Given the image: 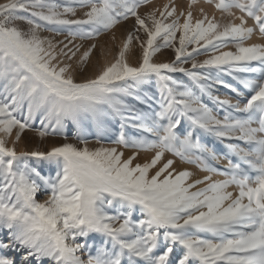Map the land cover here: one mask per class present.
<instances>
[{"label": "snow or ice", "instance_id": "snow-or-ice-1", "mask_svg": "<svg viewBox=\"0 0 264 264\" xmlns=\"http://www.w3.org/2000/svg\"><path fill=\"white\" fill-rule=\"evenodd\" d=\"M149 3L0 4V264H264V0Z\"/></svg>", "mask_w": 264, "mask_h": 264}, {"label": "rangeland", "instance_id": "rangeland-1", "mask_svg": "<svg viewBox=\"0 0 264 264\" xmlns=\"http://www.w3.org/2000/svg\"><path fill=\"white\" fill-rule=\"evenodd\" d=\"M168 1V2H167ZM199 1H203L204 0H199ZM8 0H0V4H3V3H7ZM169 4L170 3V0H151V3L145 5L143 8L140 9L141 11V14H144L145 12H148L150 10H154L156 8H160L161 10L163 9V6L166 5V4ZM181 5H183V8H179V10H184V8L186 9L187 8V5H188V0H182L181 1ZM208 5V4H207ZM200 9H203L205 12L209 13V15H215L217 16L219 19L221 17V13L217 11V13H219L217 15V13H213L211 12V9L210 8H200ZM200 9H194V15H197L199 16L200 15ZM82 13H78V15H81ZM252 25H253V22L251 20H249ZM134 23L133 20H129L127 21L126 23H124L123 25H121L120 27H118L116 30H115V36H116V40L115 41H112L111 40V35L112 33H109V34H106L105 36L101 37L100 40L98 41V45L100 46H103L104 48V55L101 56V50H100V47H98L96 53L92 56L91 60H92V64L95 65L97 64V62H99V64L102 66L109 58H112L114 60V57L120 47V44H121V40L124 38V35L126 34V32L128 30L131 29V26L132 24ZM43 35L45 36H48L49 33H43ZM57 39H60L62 40L63 39V36H60L58 37ZM107 42V43H106ZM77 43L79 44L80 41H77ZM87 47V44H85V48ZM83 51V49H82ZM138 55V51L134 49L133 51V63L136 62L135 60V57ZM206 57H199V59L203 60L205 59ZM171 59H174V52L171 50V49H166L164 50L161 54L158 55V60L160 61H169ZM186 67H191V65H186ZM92 73H88V75H91ZM82 77L80 76H77V79H81ZM35 128H39V124L37 123L36 125H34ZM73 132H74V129H69V139L68 141H64L63 140V137L62 136H56V137H52V136H49V137H45L43 140H41L37 133L35 131H30V132H26L24 134V138L22 139L21 143L17 146V150L18 151H23V150H32V149H35L37 147L41 148L42 150L43 149H46V148H50L51 146L53 145H59L61 143H64V142H71V143H76L77 141L74 139V136H73ZM90 143H89V147L90 148H95L97 147L98 145L95 143L94 140H92L90 138ZM11 146V145H9ZM108 146V145H106ZM114 146V145H112ZM121 151H125V158H127L128 156L132 155V151L131 150H124V149H120ZM151 154H145V153H141L138 160L137 161H134V163H143V162H146V160L149 158ZM166 158H172L171 157V154H167ZM224 163L225 162H222L221 163V167L224 166ZM184 169H188L190 171H193V172H197V175L199 178H202L204 175H207V173H203V172H198V170L195 169L194 166H191V165H185V164H181V163H177L176 165V170L177 171H181V170H184ZM195 178V177H194ZM217 179H222L223 177H216ZM200 187H204V185H201ZM229 191H232L233 193H237L238 190L236 188H231L229 189ZM37 199L40 201V202H43V199L44 197L40 194L37 195Z\"/></svg>", "mask_w": 264, "mask_h": 264}, {"label": "bare ground", "instance_id": "bare-ground-1", "mask_svg": "<svg viewBox=\"0 0 264 264\" xmlns=\"http://www.w3.org/2000/svg\"><path fill=\"white\" fill-rule=\"evenodd\" d=\"M181 1L182 0H172V2H174L175 3V5L178 7V9L179 8H183V5H181V4H183V3H181ZM168 2V1H167ZM168 4V3H167ZM195 8L196 9H200V8H205V9H207V8H210L211 9V12H212V14L215 12V13H217V11L215 10V8H214V6H211V5H207V4H205L203 1H199V3L198 4H196L195 5ZM194 8V9H195ZM185 9V8H184ZM209 14V13H208ZM219 13H217V15H218ZM237 15H240V13L239 12H237ZM197 16V15H196ZM197 17H199V16H197ZM217 17V16H216ZM218 18V17H217ZM237 23H239V21H237ZM248 26H253L252 25V23L249 21V24H248ZM249 44H254V43H264V39H261L260 38V36H259V34L257 33L256 35H254L253 36V38L248 42ZM225 50H228V49H225ZM133 55V54H132ZM114 60L112 59V58H109L106 62H113ZM130 62H132L133 63V58L130 60Z\"/></svg>", "mask_w": 264, "mask_h": 264}]
</instances>
